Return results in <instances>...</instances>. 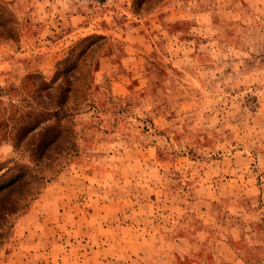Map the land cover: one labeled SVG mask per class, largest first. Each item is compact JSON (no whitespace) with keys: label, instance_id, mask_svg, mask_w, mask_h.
I'll return each instance as SVG.
<instances>
[{"label":"rangeland","instance_id":"374dc122","mask_svg":"<svg viewBox=\"0 0 264 264\" xmlns=\"http://www.w3.org/2000/svg\"><path fill=\"white\" fill-rule=\"evenodd\" d=\"M0 264H264V0H0Z\"/></svg>","mask_w":264,"mask_h":264},{"label":"crops","instance_id":"0c3cea01","mask_svg":"<svg viewBox=\"0 0 264 264\" xmlns=\"http://www.w3.org/2000/svg\"><path fill=\"white\" fill-rule=\"evenodd\" d=\"M13 252H15V251H13ZM11 255H13V253L6 254L5 257H6L7 259H10V258H11Z\"/></svg>","mask_w":264,"mask_h":264}]
</instances>
